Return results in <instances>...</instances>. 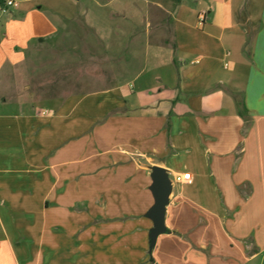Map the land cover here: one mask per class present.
<instances>
[{
	"label": "crops",
	"instance_id": "0c3cea01",
	"mask_svg": "<svg viewBox=\"0 0 264 264\" xmlns=\"http://www.w3.org/2000/svg\"><path fill=\"white\" fill-rule=\"evenodd\" d=\"M128 2L169 18L168 60L86 94L0 92V264H264V0H19L0 12V82ZM153 167L170 191L148 257Z\"/></svg>",
	"mask_w": 264,
	"mask_h": 264
},
{
	"label": "rangeland",
	"instance_id": "374dc122",
	"mask_svg": "<svg viewBox=\"0 0 264 264\" xmlns=\"http://www.w3.org/2000/svg\"><path fill=\"white\" fill-rule=\"evenodd\" d=\"M128 3L126 11L116 4L89 9L93 23L79 24L73 38L69 34L32 51L24 65L3 78L0 92L16 101L86 94L124 83L148 63L168 60L172 51L163 48L172 46L169 18L151 4ZM156 46L162 49L155 51ZM261 257L249 264H259ZM148 264L154 261L148 259Z\"/></svg>",
	"mask_w": 264,
	"mask_h": 264
},
{
	"label": "water",
	"instance_id": "95a60500",
	"mask_svg": "<svg viewBox=\"0 0 264 264\" xmlns=\"http://www.w3.org/2000/svg\"><path fill=\"white\" fill-rule=\"evenodd\" d=\"M152 184L150 190L154 198V205L149 215L153 220L154 228L151 232L150 246L154 244L156 235L163 231V216L167 196L170 191L169 179L166 171L160 167H153L151 173Z\"/></svg>",
	"mask_w": 264,
	"mask_h": 264
},
{
	"label": "built area",
	"instance_id": "2783aa9c",
	"mask_svg": "<svg viewBox=\"0 0 264 264\" xmlns=\"http://www.w3.org/2000/svg\"><path fill=\"white\" fill-rule=\"evenodd\" d=\"M19 0H0V12H8L9 10L17 6ZM206 15L200 14L198 16V26H202L205 23ZM175 180L179 183H187L191 180L190 173H182L175 176Z\"/></svg>",
	"mask_w": 264,
	"mask_h": 264
},
{
	"label": "trees",
	"instance_id": "16d2710c",
	"mask_svg": "<svg viewBox=\"0 0 264 264\" xmlns=\"http://www.w3.org/2000/svg\"><path fill=\"white\" fill-rule=\"evenodd\" d=\"M232 99L234 100L238 115L244 121V125L247 126L249 124V117H248V114H247V109L245 108L244 104L242 103V101L238 97V95L232 94Z\"/></svg>",
	"mask_w": 264,
	"mask_h": 264
}]
</instances>
